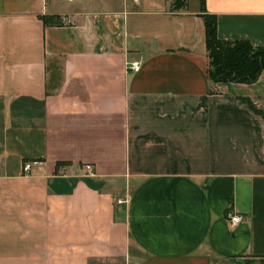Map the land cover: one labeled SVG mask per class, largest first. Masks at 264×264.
I'll list each match as a JSON object with an SVG mask.
<instances>
[{"label": "crops", "instance_id": "1", "mask_svg": "<svg viewBox=\"0 0 264 264\" xmlns=\"http://www.w3.org/2000/svg\"><path fill=\"white\" fill-rule=\"evenodd\" d=\"M197 1L0 0V264H264V72L202 18L264 48V0Z\"/></svg>", "mask_w": 264, "mask_h": 264}, {"label": "trees", "instance_id": "2", "mask_svg": "<svg viewBox=\"0 0 264 264\" xmlns=\"http://www.w3.org/2000/svg\"><path fill=\"white\" fill-rule=\"evenodd\" d=\"M203 3V1H202ZM205 27L207 76L211 83L252 84L264 72V48L247 41L223 42L216 35V19L202 14ZM45 24H58L51 17H43Z\"/></svg>", "mask_w": 264, "mask_h": 264}, {"label": "built area", "instance_id": "3", "mask_svg": "<svg viewBox=\"0 0 264 264\" xmlns=\"http://www.w3.org/2000/svg\"><path fill=\"white\" fill-rule=\"evenodd\" d=\"M61 23L69 24L70 21L67 19H64L61 21ZM138 69H139V63H132L131 65H129V70L132 72H136V71H138ZM32 165H33V163H31V162L23 163L22 172L24 175L29 174ZM85 170L87 173H92L93 168L90 165H86ZM127 201H128V198H126L124 201H119V203H123V202H127ZM227 218H228L229 222L231 223V225H237L244 219L241 215H233V216L227 215Z\"/></svg>", "mask_w": 264, "mask_h": 264}, {"label": "rangeland", "instance_id": "4", "mask_svg": "<svg viewBox=\"0 0 264 264\" xmlns=\"http://www.w3.org/2000/svg\"><path fill=\"white\" fill-rule=\"evenodd\" d=\"M193 2L198 3L197 0H188V6H192ZM183 0H171L170 4L172 6V8H180L182 6ZM57 66H53L52 72L53 73H57V75H60V65L56 64Z\"/></svg>", "mask_w": 264, "mask_h": 264}]
</instances>
